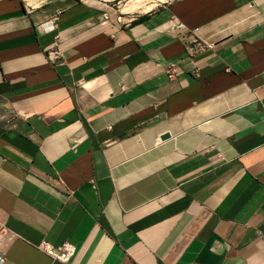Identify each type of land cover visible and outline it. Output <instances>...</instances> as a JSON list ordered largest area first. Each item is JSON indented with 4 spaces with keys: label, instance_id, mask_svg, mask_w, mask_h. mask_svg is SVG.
<instances>
[{
    "label": "crops",
    "instance_id": "0c3cea01",
    "mask_svg": "<svg viewBox=\"0 0 264 264\" xmlns=\"http://www.w3.org/2000/svg\"><path fill=\"white\" fill-rule=\"evenodd\" d=\"M87 1L0 0L3 264H264V0Z\"/></svg>",
    "mask_w": 264,
    "mask_h": 264
},
{
    "label": "built area",
    "instance_id": "2783aa9c",
    "mask_svg": "<svg viewBox=\"0 0 264 264\" xmlns=\"http://www.w3.org/2000/svg\"><path fill=\"white\" fill-rule=\"evenodd\" d=\"M136 18L135 14L129 17H123L122 15L116 16L118 23L128 25ZM105 19H108V15L105 14ZM178 65L174 62H170L167 65V75L169 78H173L178 74ZM38 248L49 255L52 259L60 261L62 263H69L76 255V247L68 242H65L59 246H55L48 242L43 241L38 245ZM5 257L0 255V264H3Z\"/></svg>",
    "mask_w": 264,
    "mask_h": 264
},
{
    "label": "rangeland",
    "instance_id": "374dc122",
    "mask_svg": "<svg viewBox=\"0 0 264 264\" xmlns=\"http://www.w3.org/2000/svg\"><path fill=\"white\" fill-rule=\"evenodd\" d=\"M137 1L145 4V6L131 10L130 6ZM169 1L171 0H88L87 2L107 9L110 13L115 14L116 16L122 15L123 17H129L132 15L130 13H134L137 17L141 14L151 13L165 2Z\"/></svg>",
    "mask_w": 264,
    "mask_h": 264
},
{
    "label": "bare ground",
    "instance_id": "6f19581e",
    "mask_svg": "<svg viewBox=\"0 0 264 264\" xmlns=\"http://www.w3.org/2000/svg\"><path fill=\"white\" fill-rule=\"evenodd\" d=\"M155 3V2H154ZM143 6H145V4H142L140 1H137V2H135L134 4H132L131 6H130V9L131 10H135V9H138V8H140V7H143ZM130 14H134V13H130Z\"/></svg>",
    "mask_w": 264,
    "mask_h": 264
},
{
    "label": "water",
    "instance_id": "95a60500",
    "mask_svg": "<svg viewBox=\"0 0 264 264\" xmlns=\"http://www.w3.org/2000/svg\"><path fill=\"white\" fill-rule=\"evenodd\" d=\"M166 138H168V135H164V136L162 137V139H166Z\"/></svg>",
    "mask_w": 264,
    "mask_h": 264
}]
</instances>
